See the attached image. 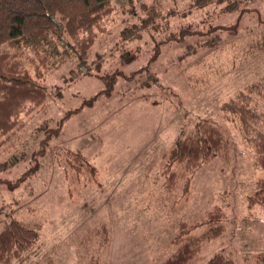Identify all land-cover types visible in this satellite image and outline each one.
Segmentation results:
<instances>
[{
    "label": "rangeland",
    "instance_id": "obj_1",
    "mask_svg": "<svg viewBox=\"0 0 264 264\" xmlns=\"http://www.w3.org/2000/svg\"><path fill=\"white\" fill-rule=\"evenodd\" d=\"M143 3L159 4L160 31L125 43L121 31L143 15ZM190 3L116 0L84 62L70 57L41 69L45 103L22 113L19 127L0 142L1 180L14 182L38 164L12 192L0 184V231L14 217L40 235L31 262L11 264H164L176 252L177 228L210 215L212 230H188L200 239L197 264L216 254L235 264H264V209L249 204L264 173L238 116L223 109L251 98L249 107L264 114V0L201 11ZM243 9L258 13H245L236 34L221 33L215 47L186 53L166 40L183 27L233 25ZM31 56L24 51L21 61L34 75ZM77 108L33 160L44 132ZM262 120L257 128L264 131ZM205 125L220 131L224 149L197 167L185 161L164 174L173 145ZM75 152L96 168L94 178L76 175Z\"/></svg>",
    "mask_w": 264,
    "mask_h": 264
},
{
    "label": "trees",
    "instance_id": "obj_2",
    "mask_svg": "<svg viewBox=\"0 0 264 264\" xmlns=\"http://www.w3.org/2000/svg\"><path fill=\"white\" fill-rule=\"evenodd\" d=\"M114 1L116 0H0V142L19 127L22 113L29 114L34 108L45 103L48 96L39 84L43 75L41 69L43 72H48L47 69L53 70L70 57L76 58L79 62L86 60L87 51L94 41V31L100 29L101 23L115 11ZM190 1L188 7L198 11L226 5L231 7L230 9H235V6L229 4L230 0ZM140 10L143 15L138 16L135 22L128 24L121 31V38L126 41L125 43L141 39L145 32L154 34L160 31L161 24H157L162 17L159 4L143 3ZM251 11L257 12L241 10L233 25H211L203 31L183 27L177 33L167 34L166 40L180 44L186 53H191L198 47L210 49L221 42V33L236 34L240 19ZM24 51L32 54L30 61L34 75L21 61ZM157 51L158 47L154 49L152 59L156 57ZM113 78L107 80L108 87L112 86ZM257 87L262 86L258 84L254 88ZM98 95L84 101L81 108L91 106ZM243 101L245 104L226 103L223 109L238 116L240 130L246 141L254 148L255 163L264 173V131L257 128L261 118L264 124V114H257L256 109L249 107L251 98H245ZM81 108L67 111L54 130L44 132L45 138L39 142L40 148L32 154L33 160L44 156L49 141L58 137L63 123ZM223 141L216 127L205 125L194 136L180 139L173 145L169 151L164 174L169 173L174 164L189 161L192 167H197L201 161L213 159L224 149L226 143ZM70 156L75 162L73 169L78 177L81 173L89 178L95 177L96 168L79 152L70 153ZM37 169L38 164L34 163L14 182L0 179V184L12 192ZM172 177L174 176L171 174L168 178L171 180ZM170 180H167L168 185ZM249 204L264 209V175L255 183V191L249 198ZM210 217L213 218V215ZM212 218L191 222L187 226L180 225L176 236L171 240L176 252L164 264H197V259L194 258L200 249V239L190 235L188 230L200 226L212 230L211 224L214 222ZM39 243L38 230L29 228L20 220L11 217L0 231V264L27 261L30 263L32 256L38 252ZM47 264L52 262L48 261ZM206 264L235 263L227 256L216 254Z\"/></svg>",
    "mask_w": 264,
    "mask_h": 264
}]
</instances>
